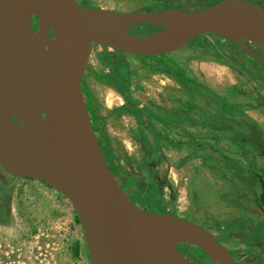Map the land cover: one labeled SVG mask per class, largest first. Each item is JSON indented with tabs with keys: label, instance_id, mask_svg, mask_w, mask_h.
Wrapping results in <instances>:
<instances>
[{
	"label": "water",
	"instance_id": "obj_1",
	"mask_svg": "<svg viewBox=\"0 0 264 264\" xmlns=\"http://www.w3.org/2000/svg\"><path fill=\"white\" fill-rule=\"evenodd\" d=\"M34 18L45 28L43 40ZM143 24L159 29L129 33ZM206 34L232 41L264 68V57L244 43L264 49V7L254 0L137 12L90 8L80 0H0V167L14 180L43 182L71 202L90 264H195L180 252L181 243L238 264L210 229L174 213L147 210L130 198L106 161L88 110L104 49L161 56ZM7 91L29 104L9 106ZM86 127L92 151L84 165ZM98 156L103 173L96 172ZM256 177L264 208V177ZM195 231L204 239L191 234Z\"/></svg>",
	"mask_w": 264,
	"mask_h": 264
},
{
	"label": "rangeland",
	"instance_id": "obj_2",
	"mask_svg": "<svg viewBox=\"0 0 264 264\" xmlns=\"http://www.w3.org/2000/svg\"><path fill=\"white\" fill-rule=\"evenodd\" d=\"M81 1L86 7L96 8L87 0ZM222 1L225 0H161L140 10L114 11H155L159 6L171 8L192 3L209 7ZM96 2L103 9H109L107 6L112 4L111 0ZM129 33L143 35L140 31ZM251 46L264 53L262 47L254 43ZM240 59L255 71L254 76L238 66ZM164 61L173 69L181 67L191 79L207 86L215 95L194 82L182 84L163 72ZM117 65L129 71L131 92L142 104L141 123L132 115H119L114 111L125 103L124 98L104 82L102 76L115 77ZM218 97L247 111L264 128L262 70L228 39L213 34L203 35L179 51L155 58L106 50L89 97V113L99 129L96 135L107 153L106 161L129 196L147 210L174 213L200 223L215 236H219L215 228L221 226V221L216 210H209L207 201L211 207L217 204L216 199L222 202L224 197L240 204L249 203V207L257 203L256 187L248 178L257 185L259 180L247 171L243 172L245 177L240 175L225 158L264 168V147L256 149L249 145V153L244 154L228 138L211 140L188 135L226 134L212 128V125H225L221 121L223 118L231 120L233 117L224 111ZM150 114L164 116L170 121L150 118ZM244 132L248 134L246 129ZM157 134L168 135L178 145L169 146L162 141L159 148ZM144 139L148 140L147 148ZM0 183L4 188L2 194L0 186V264H90L83 246L78 255L75 253L78 242L83 244L84 232L67 198L43 182L27 178L14 180L1 167ZM141 188H155L153 197L160 202L161 209L149 196L140 194ZM238 212L229 210L227 219L232 220ZM225 241L223 238L222 242ZM183 246L191 255L202 254L191 244ZM229 250L235 255L231 247Z\"/></svg>",
	"mask_w": 264,
	"mask_h": 264
},
{
	"label": "trees",
	"instance_id": "obj_3",
	"mask_svg": "<svg viewBox=\"0 0 264 264\" xmlns=\"http://www.w3.org/2000/svg\"><path fill=\"white\" fill-rule=\"evenodd\" d=\"M33 24H34L35 29L37 30L38 21L36 18L33 19ZM158 29H159L158 27L148 26V25L143 24V25H136V26L130 28L129 31H134V32L140 31V34L145 35V34H150V33L154 32ZM228 41L242 55H245L246 57H248L254 65H258L264 74V68L260 65L259 62H257L255 59H253V58L249 57L247 54H245L235 43H233L230 40H228ZM191 43H189L187 46H189ZM244 43L247 46H249V41L244 40ZM202 45L204 46V44H202ZM119 53H121V52H119ZM165 55H167V54H165ZM161 56H164V55H161ZM262 56L264 57L263 54H262ZM141 57H143V56H141ZM155 57L156 56H152L151 58H155ZM237 64L247 74L252 75V76L255 75V71L251 70V68H249L244 63L243 60H241V59L238 60ZM117 68L118 69H117L115 77H112V76H109L106 74L104 76H102V80L104 82H106L107 84L112 85L124 98L125 103L123 105L115 108L114 111L118 112L119 115H121L123 113H127L129 115H132L138 120L139 123H141V122H143L142 111H141L142 104L139 100H137L133 96V94L131 92L129 71L127 69L124 70L123 67H121L119 65H117ZM162 70H163V72H165L168 75L177 79L182 84H186L188 82H194L198 87L202 88L203 90L209 91L210 93L215 95V92L212 91L210 88H208L207 86H204L200 83H197L193 79H191L186 74L184 69H182L181 67H177L176 69H173L171 66L168 65V62L164 61L162 63ZM218 98L220 100V104L222 105L224 111L230 113L233 116L231 120L233 121L234 125L230 124L231 120H229L228 118L225 117L221 120L222 123H226L225 125H223V126L212 125V128L213 129H219L223 132L225 131L226 134L221 135V134L209 132V133H203V134H198V135L193 134V133H189L188 135L191 138L207 137L211 140H221L224 138H228L233 143V145L239 146V149L244 154L249 153V150H248L249 145L255 146L256 149H260V147H264V128L255 119H253L249 114H247L241 108L228 103L226 100H224L221 97H218ZM187 105L190 107L192 106L189 103H187ZM88 110H91L90 100L88 101ZM149 116H150V118L155 117L156 119H159L160 121H163V122H169L170 121V119H168L164 116H155L153 114H150ZM93 125H94L95 132H98L99 129H98L97 125L95 123ZM245 129L248 131V134H245V132H244ZM156 137H157V146L159 148L162 146V141H166L169 146H177L178 145V143H176L174 140L170 139L168 137V135L162 136L161 134H157ZM148 146H149L148 140L144 139V147L147 148ZM213 146L216 149L219 148L217 144H214ZM103 152H104L105 157H107V153L105 151H103ZM225 160H226L228 165L234 167L236 170H239L240 175L244 176L243 172L247 171L250 176H252L253 178H255L257 180L256 173L259 172V170L257 168H255V166H253L251 164L250 165L244 164L240 160H237L234 158L226 157ZM152 174H153V170H152ZM262 174L264 176V173H262ZM27 179H29V178H27ZM258 185H260V184H258ZM154 189L153 188H151V189L150 188H146V189L141 188L140 194H144V195L149 196L152 199V201L154 202V204L156 205V207L161 209L160 208L161 207L160 202L155 200V198L153 197V194L155 192ZM158 212L165 213L164 211H158ZM75 220L81 226V223L77 217V214H75ZM82 246H83L84 251L87 252L85 239L83 241V244L81 242H78L76 250H75L76 255L79 254ZM207 260H208V264H215L211 260V258H209L208 256H207Z\"/></svg>",
	"mask_w": 264,
	"mask_h": 264
},
{
	"label": "crops",
	"instance_id": "obj_4",
	"mask_svg": "<svg viewBox=\"0 0 264 264\" xmlns=\"http://www.w3.org/2000/svg\"><path fill=\"white\" fill-rule=\"evenodd\" d=\"M159 1L161 0H111V6L107 7L111 10H138L141 7L149 6ZM87 2L94 4L96 8H102L101 5L97 4L96 0H87ZM0 186L2 194H4V188L1 183ZM224 198L222 202L216 199L217 204L214 207H211L212 204L207 201L209 210H216L218 219L221 221V226L215 228L216 232L234 243L240 258L239 262L242 261L245 264H264V214L261 208L259 205H254V207H250V210L245 213L242 210L244 207L241 204L236 203L235 200L232 201L231 199L227 200L226 197ZM230 201L234 202V204L231 205ZM229 210L239 211L234 220L227 219ZM222 216L223 219L221 218Z\"/></svg>",
	"mask_w": 264,
	"mask_h": 264
},
{
	"label": "flooded vegetation",
	"instance_id": "obj_5",
	"mask_svg": "<svg viewBox=\"0 0 264 264\" xmlns=\"http://www.w3.org/2000/svg\"><path fill=\"white\" fill-rule=\"evenodd\" d=\"M81 1V0H80ZM254 1H256L257 3H259L261 6H263L264 7V0H254ZM82 2V1H81ZM82 4H83V2H82ZM144 7H147V6H144ZM144 7H141V8H144ZM204 7H207V5L206 4H201V3H197V4H189V5H182L181 7H179V6H177V7H171V8H183V9H187V10H202ZM155 8H157V7H155ZM170 8V7H169ZM158 9H168V8H165V7H162V6H159L158 7ZM157 9V10H158ZM138 10H140V9H138ZM129 12H132V11H129ZM133 12H137V11H133ZM134 26H136V25H134ZM134 26H132V27H134ZM131 27V28H132ZM249 47H251V48H253L252 46H251V42H249ZM260 47V46H259ZM254 49V48H253ZM106 50H108V49H104L103 50V52H102V54H101V57H102V55L104 54V52L106 51ZM113 50V49H112ZM255 50V49H254ZM116 51V50H115ZM119 52V51H118ZM257 52H259V51H257ZM122 53V52H121ZM261 55L263 54L264 55V53H262V52H259ZM125 54V53H124ZM130 55V54H129ZM137 56V55H136ZM247 114H249L247 111H245ZM250 115V114H249ZM251 116V115H250ZM252 117V116H251ZM253 118V117H252ZM254 119V118H253ZM260 124V123H259ZM261 125V124H260ZM262 126V125H261ZM263 127V126H262ZM253 166H255V168H257L258 170H259V172H257L258 174H261L262 176H263V174L262 173H264V168H262V167H259V166H256V165H254V164H252ZM264 177V176H263ZM14 178V177H13ZM251 182H252V184H253V186L255 185L257 188H256V191H255V193H256V198H257V203H255V205H259V207L261 208V210H262V212H263V214H264V208H263V206H262V204L260 203V199H259V196H260V192H261V185H257L255 182H253V180H252V178H248ZM258 180V179H257ZM260 184V183H259ZM125 189V188H124ZM130 198L133 200V198L130 196ZM134 201V200H133ZM135 202V201H134ZM136 203V202H135ZM137 204V203H136ZM240 204V203H239ZM249 203H244V204H241L242 205V207H244L242 210L243 211H245V213L247 212V211H249L250 210V207H249V205H248ZM139 205V204H138ZM140 206V205H139ZM244 219V218H243ZM226 220V219H225ZM229 220H231V219H229ZM232 220H234V218L232 219ZM223 222H224V220H223ZM212 231V230H211ZM218 235L219 236H217V239L221 242V243H223L222 242V239L224 238L223 236H221V234H219L218 233ZM226 239V238H225ZM227 241H225V243H223L228 249H229V247H231L232 249H233V251L235 252V255H233L234 257H235V259H236V261H237V263L238 264H245L244 262H239V256H238V253H237V249L235 248L236 246L234 245V243L233 242H231L229 239H226ZM184 244H186V243H181V244H179V246H178V248H179V250H180V252L181 253H183L186 257H188L192 262H194L195 264H208V260H207V256L204 254L205 252H204V250H202V249H200L199 247H197V246H195V245H193V246H195L197 249H200L201 251H202V254L201 255H196V256H194V255H191L185 248H184ZM231 252V251H230ZM232 253V252H231ZM238 259V260H237Z\"/></svg>",
	"mask_w": 264,
	"mask_h": 264
},
{
	"label": "bare ground",
	"instance_id": "obj_6",
	"mask_svg": "<svg viewBox=\"0 0 264 264\" xmlns=\"http://www.w3.org/2000/svg\"><path fill=\"white\" fill-rule=\"evenodd\" d=\"M39 37L41 40L44 38L45 28L44 26L39 27ZM4 100L6 104L12 107L20 108V107H26L29 104V100L24 97L23 95L16 94L11 91H7L5 93ZM92 151V136L89 128H85L84 132L82 134V141H81V160L84 165L88 164L89 156ZM104 167H103V161L100 156L97 157V168L96 172L103 173ZM192 235L199 239H204V236L199 232H191ZM208 255L218 264H225V259L216 254L215 252L209 250Z\"/></svg>",
	"mask_w": 264,
	"mask_h": 264
}]
</instances>
